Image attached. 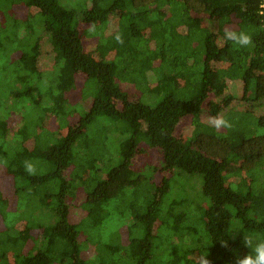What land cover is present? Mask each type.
<instances>
[{"label": "trees", "instance_id": "1", "mask_svg": "<svg viewBox=\"0 0 264 264\" xmlns=\"http://www.w3.org/2000/svg\"><path fill=\"white\" fill-rule=\"evenodd\" d=\"M260 2L0 0V176L17 197L13 205L0 186V264H196L191 253L208 255L211 264H235L250 251L244 235L264 240ZM16 6L24 20L14 16ZM112 18L117 29L101 36L100 59L94 58L80 24L96 35ZM35 27L44 39L35 37ZM225 27L246 31L253 44L224 41ZM44 40L53 53L51 74L39 68ZM228 80L243 82L244 108L227 109ZM126 82L141 91L140 100L122 87ZM75 92L92 103L70 124ZM13 113L21 118L14 132ZM217 114L232 127L217 131L203 121ZM187 116L195 129L184 141L176 131ZM56 121L64 133L46 128ZM142 143L144 152H161L163 171L202 178L209 200L197 225L203 236L194 235L191 213L177 211L178 202L163 203L169 178L159 184L157 169L131 165ZM25 161L35 165V175ZM90 245L92 260L83 257Z\"/></svg>", "mask_w": 264, "mask_h": 264}, {"label": "rangeland", "instance_id": "2", "mask_svg": "<svg viewBox=\"0 0 264 264\" xmlns=\"http://www.w3.org/2000/svg\"><path fill=\"white\" fill-rule=\"evenodd\" d=\"M62 2L70 6H75L74 0H62ZM1 7L2 6L0 5V8ZM14 9H15L13 12L14 16L18 19L24 20L26 13L24 12L23 8L16 6ZM107 25H106L107 27L104 28V31H101L100 33L98 32L95 35L94 32L88 31L89 28L91 27L90 25L80 24V30L83 33L85 51L89 53L91 56H93L94 58L100 59L99 57L100 52L98 50L97 45L100 39L102 38L101 36L109 35L113 31H115L117 29V21L115 20V18H112L107 23ZM34 31L35 32L33 33L35 34V37L42 38V39L45 38V35H42V33L38 31L36 27ZM42 43L43 45L41 48L42 53L40 56L39 68L41 70H44L45 72L50 71V74H51V71H53L52 65L54 64L53 53L51 51V45L45 40ZM80 74L82 75L83 73H80ZM122 85H123L122 87L130 94L131 98L138 99V100L142 98L141 91L134 84L130 82H126V83H122ZM189 89H190L189 96H191L192 94L194 95V93L196 92V87L193 85V87ZM228 94L232 95L233 100H231L227 109H229L230 111H234V108H242V107L244 108L245 107L243 100L240 98L243 95V82L241 80H228ZM152 96L153 95H145L143 96V100L147 98H152ZM70 99H71L70 103L75 105L76 111L73 112L74 114L70 116L68 121L70 122V124H74L78 120V118L81 116V113L89 109L92 103V99L89 98V102H86L87 99H84L81 92L73 93ZM207 118L208 117H204L203 121L208 123ZM20 125H21L20 116L17 115V113L10 114L9 127L12 130V132L16 131L20 127ZM47 126L48 127L46 128L48 129H51L54 131L59 130L60 133H64L63 130L58 129L60 127L57 121L53 124H49L48 122ZM177 129L178 130L176 131L177 132L176 135L182 137L180 139L187 141L188 139L192 138L194 134V129H195L192 124V118L190 116H187L186 118H184ZM116 138L118 137H114V141L112 142L111 145H109V146H112V150L114 152H115V149L118 148L120 144V141L118 142L117 140H115ZM142 147H143V143L139 147L140 152L138 151L137 154H135V157L132 158L131 165L137 169L141 168L142 170L144 169V165L145 167H148V169H150V167L154 170L157 169V171L153 175V178L155 181L158 180L159 184L162 183L160 179L169 178L171 186L165 196L163 203L170 205L173 201L178 202L179 205L177 206V211H181V212L184 211L186 213L190 212L191 213L190 223H193L197 229H198L197 225H200L201 227V221L203 219L204 211L209 205V200L207 199V197L203 196V193H202V185H203L202 178L197 176V177H194L193 180L190 181L189 178L193 176H189V174L187 173H181L178 170H174L171 172L163 171V169L161 168L164 166L165 162H164V158L161 152L158 149H154L156 152L151 151L153 149H149L148 151L144 152V149ZM117 153H118V150L116 151V154ZM115 156L116 158H114L113 160L118 159V155H115ZM262 175H263V171L260 170L259 172L260 178H262ZM0 186H3L5 188L3 189V191L7 192V194L10 195V202L13 205L17 203V197H15V188L14 186H12V183L3 180V177L0 176ZM72 214L74 218L80 217L79 203L78 205L74 203L73 208H72ZM105 227L106 225H103L99 227L97 231L99 232L101 231V229L103 230ZM106 230L107 231L104 233V238H107L111 232V229L109 228ZM120 233L123 236V238H125L127 234V229L125 226L124 228L123 226L121 227ZM203 234L204 232L201 230V228H199L198 231L194 232L195 236H203ZM187 239H189L188 236L186 237V240ZM172 241L173 242L178 241V238H175L174 240L172 239ZM111 243H112L111 246H115L114 245L115 243L113 242V240L111 241ZM95 248H96L95 246L90 245L88 248L85 249L86 250L85 252L87 254H83V257L84 258L92 257L95 252ZM179 251L180 253H182V249L181 250L179 249ZM198 257L199 256H197V253H191V258L196 259ZM90 260L92 259L90 258Z\"/></svg>", "mask_w": 264, "mask_h": 264}, {"label": "clouds", "instance_id": "3", "mask_svg": "<svg viewBox=\"0 0 264 264\" xmlns=\"http://www.w3.org/2000/svg\"><path fill=\"white\" fill-rule=\"evenodd\" d=\"M115 40L117 43H123V38L119 33L116 34ZM223 40L231 41L240 47H248L253 44L252 37L246 31L236 30L230 27H225ZM207 120L209 125L217 131L221 129H230L232 127L231 122L219 114L209 116ZM25 170L30 175L36 174V167L30 161H25ZM243 243L250 251L242 257L238 256L235 264H264V240L254 242L252 236L244 235ZM222 245L226 246V243L222 242ZM196 264H211V261L208 259V255H201L197 258Z\"/></svg>", "mask_w": 264, "mask_h": 264}, {"label": "built area", "instance_id": "4", "mask_svg": "<svg viewBox=\"0 0 264 264\" xmlns=\"http://www.w3.org/2000/svg\"><path fill=\"white\" fill-rule=\"evenodd\" d=\"M259 13L261 15V19H262V23H263V27H264V0H261V2H260Z\"/></svg>", "mask_w": 264, "mask_h": 264}]
</instances>
